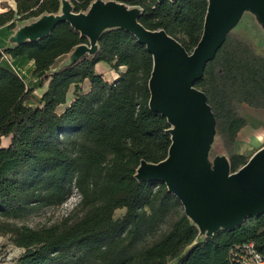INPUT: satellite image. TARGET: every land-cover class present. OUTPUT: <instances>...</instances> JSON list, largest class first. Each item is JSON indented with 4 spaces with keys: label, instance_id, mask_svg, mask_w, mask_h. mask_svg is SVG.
I'll use <instances>...</instances> for the list:
<instances>
[{
    "label": "trees",
    "instance_id": "obj_1",
    "mask_svg": "<svg viewBox=\"0 0 264 264\" xmlns=\"http://www.w3.org/2000/svg\"><path fill=\"white\" fill-rule=\"evenodd\" d=\"M61 1L15 0L16 9L0 12V28L58 13ZM69 1L79 13L94 0ZM117 1L140 7L143 25L166 30L188 52L201 39L208 0ZM82 43L89 39L63 22L43 39L0 49V230L24 248L15 264H239L234 252L246 242L264 254V215L201 236L165 183L135 177L142 159H165L172 141L166 117L149 106L153 56L133 34L113 28L94 54L51 70ZM5 55L27 56L34 75L49 74L39 105L29 104L34 88L2 64ZM99 62L118 73L114 81L97 71ZM195 86L207 95L237 171L250 158L233 150L247 124L237 105L264 109V55L228 34ZM75 190L80 200L59 221L17 222L62 205Z\"/></svg>",
    "mask_w": 264,
    "mask_h": 264
},
{
    "label": "water",
    "instance_id": "obj_2",
    "mask_svg": "<svg viewBox=\"0 0 264 264\" xmlns=\"http://www.w3.org/2000/svg\"><path fill=\"white\" fill-rule=\"evenodd\" d=\"M248 10L264 26V0H208L203 34L192 52L166 30L143 25L140 7L117 0H94L86 12L79 13L69 0H62L58 13L43 14L20 26L11 41L36 42L67 22L89 39L88 44L76 46L68 62L94 54L101 35L113 28L130 32L144 44L153 56L149 106L166 117L172 141L165 159H142L135 177L165 183L200 235L213 237L220 229L232 230L248 217L264 215V145L237 171H232L226 155L210 160L217 121L206 93L195 86Z\"/></svg>",
    "mask_w": 264,
    "mask_h": 264
},
{
    "label": "rangeland",
    "instance_id": "obj_3",
    "mask_svg": "<svg viewBox=\"0 0 264 264\" xmlns=\"http://www.w3.org/2000/svg\"><path fill=\"white\" fill-rule=\"evenodd\" d=\"M34 20L35 19L16 20L17 27L15 29ZM229 34L242 38L243 40L248 42L256 50L257 53L264 55V26L258 19L256 13L250 10L246 11L240 22L230 31ZM66 58L69 59L68 56L58 58L54 66L62 65L65 61H67ZM122 68L124 69V67ZM97 71L100 72L98 69ZM116 73V71L112 72L110 69H107L105 70V73L102 74L107 81L112 82L118 76V73ZM34 76L36 77L37 75ZM83 86L84 89L87 90L89 88L88 81H86ZM72 98L73 87L68 93V102H71ZM40 103L41 98L37 94H32V98L29 101V104L37 106ZM65 106L66 105H61L58 108V111L63 110ZM237 109L241 113V115H243L247 119V124L246 126H244V128H242L239 135L240 144L242 143V149H244V151L251 156L264 145V109H255L243 103L238 104ZM7 144H9V138L6 137L2 140V145L7 146ZM222 154L229 157L228 148L224 145L220 136L216 135L210 152V160H212L214 156ZM77 201L78 195L76 194L75 190L73 195H71L61 206L44 208L38 213H33L23 220H18L17 222L29 225L31 227L50 225L65 217L72 210ZM124 212V208L117 209L115 211V217L121 216L122 214H124ZM23 252L24 248L15 245L10 237V234H3L0 230V264H15L17 258ZM173 263L174 261H172L170 264Z\"/></svg>",
    "mask_w": 264,
    "mask_h": 264
},
{
    "label": "crops",
    "instance_id": "obj_4",
    "mask_svg": "<svg viewBox=\"0 0 264 264\" xmlns=\"http://www.w3.org/2000/svg\"><path fill=\"white\" fill-rule=\"evenodd\" d=\"M9 8L16 9L15 0H0V12L6 11ZM9 24L10 23L0 28V49L15 45L14 42L11 41V36L14 34L16 29H10ZM69 55L70 53L64 54L61 57H67V56L69 57ZM66 60L68 59L66 58ZM2 64L14 70L20 76H22L25 82L27 83V87L35 89L33 94H37L40 98H42L43 94L47 89L49 77L47 74H38L35 77L33 74V70L35 66L32 60H30L27 56H19L17 58H11L9 57V55H5L2 59ZM58 67H60V65L59 66L53 65L51 70L53 71ZM96 68L100 71V73H105V70L107 69H110L112 72L115 71L111 69L105 62H99L96 65ZM255 109L261 110L262 108H255ZM239 135L234 143V151L239 154L250 156L247 152L244 151V149H242L241 147L242 143L240 144Z\"/></svg>",
    "mask_w": 264,
    "mask_h": 264
},
{
    "label": "built area",
    "instance_id": "obj_5",
    "mask_svg": "<svg viewBox=\"0 0 264 264\" xmlns=\"http://www.w3.org/2000/svg\"><path fill=\"white\" fill-rule=\"evenodd\" d=\"M76 194L79 201L80 194L77 192ZM234 258L239 264H264V254L258 251L253 242H246L237 246Z\"/></svg>",
    "mask_w": 264,
    "mask_h": 264
}]
</instances>
